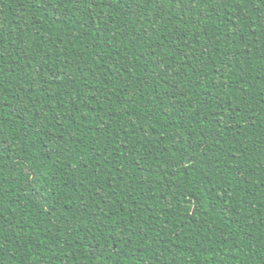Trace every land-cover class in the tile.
I'll use <instances>...</instances> for the list:
<instances>
[{"label":"trees","instance_id":"16d2710c","mask_svg":"<svg viewBox=\"0 0 264 264\" xmlns=\"http://www.w3.org/2000/svg\"><path fill=\"white\" fill-rule=\"evenodd\" d=\"M0 264H264V0H0Z\"/></svg>","mask_w":264,"mask_h":264}]
</instances>
